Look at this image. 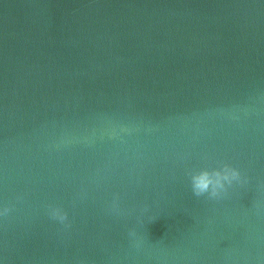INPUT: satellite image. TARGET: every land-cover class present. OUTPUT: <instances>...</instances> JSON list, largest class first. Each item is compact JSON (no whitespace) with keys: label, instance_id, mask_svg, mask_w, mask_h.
<instances>
[{"label":"water","instance_id":"obj_1","mask_svg":"<svg viewBox=\"0 0 264 264\" xmlns=\"http://www.w3.org/2000/svg\"><path fill=\"white\" fill-rule=\"evenodd\" d=\"M4 207L0 264H264V0H0Z\"/></svg>","mask_w":264,"mask_h":264},{"label":"clouds","instance_id":"obj_2","mask_svg":"<svg viewBox=\"0 0 264 264\" xmlns=\"http://www.w3.org/2000/svg\"><path fill=\"white\" fill-rule=\"evenodd\" d=\"M188 175L192 193L197 198L204 197L205 195L209 199L220 198L223 194L227 193L228 188L234 181L242 182L240 171L230 164H224L221 168L212 170L205 168L191 171ZM113 207H116L115 203ZM10 211L9 207L0 209V216H6ZM50 215L53 219L61 222L67 220V213L63 212L60 208H51Z\"/></svg>","mask_w":264,"mask_h":264}]
</instances>
